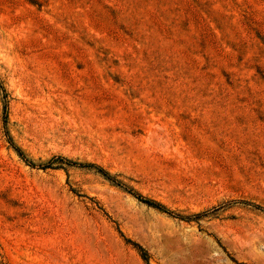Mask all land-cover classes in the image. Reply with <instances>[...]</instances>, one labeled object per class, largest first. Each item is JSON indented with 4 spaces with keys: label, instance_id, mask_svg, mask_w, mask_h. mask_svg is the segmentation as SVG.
<instances>
[{
    "label": "rangeland",
    "instance_id": "obj_1",
    "mask_svg": "<svg viewBox=\"0 0 264 264\" xmlns=\"http://www.w3.org/2000/svg\"><path fill=\"white\" fill-rule=\"evenodd\" d=\"M0 264H264V0H0Z\"/></svg>",
    "mask_w": 264,
    "mask_h": 264
},
{
    "label": "trees",
    "instance_id": "obj_2",
    "mask_svg": "<svg viewBox=\"0 0 264 264\" xmlns=\"http://www.w3.org/2000/svg\"><path fill=\"white\" fill-rule=\"evenodd\" d=\"M9 142L10 144L13 146V143L12 141L9 139ZM17 148V147H16ZM18 151V153L20 154V156H24L23 153L19 150V149H16ZM65 163V164H68V165H74V166H81V167H91V168H94L96 169L97 171H99L100 173H102L104 176H106L109 180H111L112 182L116 183V184H119L117 181H115L114 179H111V177H109V175L101 168L99 167H96L95 165H92V164H77V163H74V162H71V161H68L62 157H53L50 162H48V165H45L44 167H49L50 165H52L53 163ZM30 166H34L32 163H29ZM135 194V193H134ZM141 202H144L148 205H151L157 209H160V210H163L164 212H168L165 208H163L161 205H159L158 203H155L154 201L150 200V199H146L144 197H142L141 195H135ZM169 213V212H168ZM126 242L130 243L129 240H127ZM133 245V243H130ZM140 251L143 252V249H141L139 246L137 247ZM142 256H143V259L146 260V254L145 253H142Z\"/></svg>",
    "mask_w": 264,
    "mask_h": 264
}]
</instances>
